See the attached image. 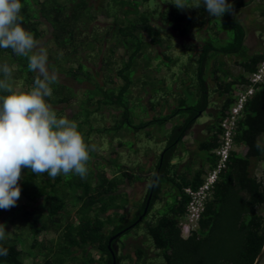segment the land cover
<instances>
[{
	"label": "trees",
	"instance_id": "trees-1",
	"mask_svg": "<svg viewBox=\"0 0 264 264\" xmlns=\"http://www.w3.org/2000/svg\"><path fill=\"white\" fill-rule=\"evenodd\" d=\"M229 2L232 11L220 18L210 17L203 5L188 15L162 0H22V26L38 43L44 40L46 67L57 75L46 103L58 118L78 125L89 160L83 178L75 173L52 178L22 168L18 183L26 203L19 207L20 220L5 221L14 231L0 241L8 249L0 264H112L109 240L130 228L144 207L130 189L147 183L153 187L149 212L158 204L156 212L162 213L146 216L132 232L142 226L152 246L127 247L116 238L110 247L123 252L114 255L116 262L254 263L264 245V82L244 104L233 136L235 150L218 175L198 228L183 237L179 227L189 200L184 189L196 190L216 166L220 123L237 89L249 85V76L264 61V44L251 53L248 28L240 18L250 8L264 20V0ZM192 15L198 17L195 24ZM252 25L264 32V24L254 20ZM173 40L183 41L175 46L186 62L173 55ZM2 63L10 74L0 73V79L14 89L27 90L42 78L28 67V56L10 48L0 49ZM204 115L207 120L199 123ZM93 132L109 136L108 158L93 151ZM132 136L141 138L133 143ZM187 137L194 152L186 148ZM143 140L164 146L142 163L119 160V149L137 154ZM131 207L136 211L132 218ZM23 226L29 238H15ZM42 233L55 238L39 240Z\"/></svg>",
	"mask_w": 264,
	"mask_h": 264
},
{
	"label": "clouds",
	"instance_id": "clouds-1",
	"mask_svg": "<svg viewBox=\"0 0 264 264\" xmlns=\"http://www.w3.org/2000/svg\"><path fill=\"white\" fill-rule=\"evenodd\" d=\"M167 3L181 10L203 5L210 17L220 18L233 9L229 0ZM22 7V0H0V49L10 48L17 55L28 56V67L42 78H36L27 90L14 89L0 79V210L17 204L22 168L35 174L47 172L52 178L69 173L83 178L88 171L89 147L78 125L66 117L58 118L46 103L57 75L54 71L50 74L46 67V50L38 47L33 34L22 26ZM0 73L5 77L10 74L6 63L0 64ZM5 229L6 225L0 223V241L7 235ZM7 255L8 249L0 247V258Z\"/></svg>",
	"mask_w": 264,
	"mask_h": 264
},
{
	"label": "rangeland",
	"instance_id": "rangeland-1",
	"mask_svg": "<svg viewBox=\"0 0 264 264\" xmlns=\"http://www.w3.org/2000/svg\"><path fill=\"white\" fill-rule=\"evenodd\" d=\"M164 2H168V0H162ZM192 3H195L196 0H191ZM170 5H173L171 3H168ZM151 6L153 5L152 3L150 4ZM202 7V5L200 7H190V8H187V9H183L182 12L185 13V14H190L191 15V11L194 10V11H197L200 10V8ZM240 18L243 20V23L244 25L248 28V36H247V40H246V45L247 47L249 48V50L251 51V53L255 52V51H258L260 50V46L263 44V41H260V39L258 38L259 36V28L256 27V25H252V21H257L259 23L264 24V20L261 19L259 16H258V13H253L251 11L250 8H247L245 9L244 11H242L241 13V16ZM191 23L195 24L197 23V20H198V17L197 15H192L191 16ZM99 22H101L102 24L105 23L103 18L100 17L99 19ZM104 25V24H103ZM221 29L223 28V26H219ZM172 46L175 48L173 49L174 53L173 55H178L181 59V63H184L186 62V56H183L182 55V52H180V48L178 49L177 46H175V44L177 43L178 45H180L181 43H183V41H179V40H173L172 41ZM185 44L188 43L189 41H184ZM43 44H44V40H41L39 41L38 43V47H43ZM187 45H185V49ZM188 53V52H187ZM48 69V67H47ZM231 70L234 74H238L240 72V69L238 67H235L232 62H231ZM49 71V69H48ZM50 72V71H49ZM164 73V72H163ZM170 83V80L168 79V86ZM207 120V117L204 115L201 119H199V123H203ZM100 127H102L100 125ZM95 132L92 133V135L90 136V145L93 149V151L95 152V154L99 157V158H108L109 156V153H110V149L112 148V144H111V141H110V138L108 135L104 136H100V137H97V136H94ZM112 134V133H111ZM141 137H133L132 136V142L136 139H140ZM141 141V140H140ZM184 141L186 142V148L191 150L192 152L195 151V145H194V142L192 140L191 137H187L184 139ZM114 146L117 145V142L116 141H113L112 142ZM134 143V142H133ZM113 146V147H114ZM130 146V145H129ZM164 146V143H158V142H154V141H144L142 143L137 144V147L139 148V151L137 152V154L134 153V150H130V152L128 151L127 148H121L119 149V152H120V161L123 162V163H130V164H134V163H142L144 162L143 161V157L147 154H150L152 151H156V152H160V150L162 149V147ZM238 152L244 154L245 150L243 148H240L238 149ZM182 159H184V161L186 162L188 160V155L187 153H183L182 155ZM147 166L150 165V162H151V156H148L147 158ZM19 182V181H18ZM144 193V189H142L141 186H134L130 189V194L132 195V199L134 200H138L139 197H141ZM26 203V201L20 196L18 201H17V204L14 206V207H11L10 210H7V211H1L0 212V223L2 224H5L6 222V219H9V221H16V220H20L21 218V214H22V209L19 208L20 206H24V204ZM159 205L156 204L155 206V210H154V215L157 216L159 214L162 213L161 210H159L158 212H156V210L158 209ZM31 209V208H30ZM28 210V209H27ZM152 213V214H153ZM36 216L37 214L34 213ZM8 216V217H7ZM25 227V229L23 230V232H21L19 235H17V237L15 238H29V232H28V227L26 226H23ZM7 232V235L10 236L12 235V232L14 231L12 225L10 224H6V229H5ZM17 233V232H16ZM137 235H140L142 236V238H137ZM139 236V237H140ZM51 238H55L54 234H40L38 239L41 240V239H51ZM145 242L143 241V239H145ZM126 240H129L128 242H126L127 244V247L130 246V245H140V243L144 242L145 245H147L148 247L149 246H152V241L151 239L146 235V232L144 230V228L141 226L139 227L138 229H136L133 233L131 234H128L126 236H124L123 238H121V241L122 242H125ZM26 242V240H24ZM124 252H127V249L124 250ZM149 255L150 256H153L154 254V249L151 247L149 249ZM97 258V256H96ZM153 261H157L156 259L153 260ZM26 263L28 264V261H26ZM162 261L161 260H158V264H161ZM122 264H129L127 261H124Z\"/></svg>",
	"mask_w": 264,
	"mask_h": 264
},
{
	"label": "built area",
	"instance_id": "built-area-1",
	"mask_svg": "<svg viewBox=\"0 0 264 264\" xmlns=\"http://www.w3.org/2000/svg\"><path fill=\"white\" fill-rule=\"evenodd\" d=\"M249 85L239 87L235 94L236 101L225 113V117L220 123L222 133L220 134V147L214 152L218 158L216 166L207 172L204 182L196 190L184 189V193L189 200L185 209L183 219L179 227L183 237L190 236L197 228L201 214L204 211L205 203L210 199L219 173L226 167L231 151L235 150L233 136L236 124L241 116L244 104L249 96L254 92L256 85L264 82V61L258 66L257 71L249 76Z\"/></svg>",
	"mask_w": 264,
	"mask_h": 264
},
{
	"label": "flooded vegetation",
	"instance_id": "flooded-vegetation-1",
	"mask_svg": "<svg viewBox=\"0 0 264 264\" xmlns=\"http://www.w3.org/2000/svg\"><path fill=\"white\" fill-rule=\"evenodd\" d=\"M260 36H258V38L260 39V41H263V44H264V32H260V34H259ZM262 44V45H263ZM261 45V46H262ZM260 46V47H261ZM137 186V185H136ZM138 186H141L142 187V189H144V193H143V195L141 196V197H139L138 198V200H140L141 201V203H144V207H143V211L141 212V213H139L138 214V220L141 218V221L137 224V225H139L145 218H146V216H149V218L151 217V212H149V210H150V203H151V199H152V196H153V187H151L150 185H149V183H147V184H143V185H138ZM135 201H137V200H135ZM154 207V206H153ZM146 209V214H145V216H143V213H144V210ZM129 210H130V213H131V216H130V218H132V215H134L135 213H136V211L131 207V208H129ZM137 220V221H138ZM137 221H135V222H133L131 225H129L130 227L134 224V223H136ZM136 225V226H137ZM136 226H134L133 228H131V229H129L128 231H126V232H130V234L131 233H133L132 231H133V229L136 227ZM126 232L123 234V235H121L120 237H119V239H118V243H121V238H123L124 236H126ZM140 235H137V238H142V236H140ZM144 240V239H143ZM129 240H126L125 242H123V243H126V242H128ZM143 245H145L143 242L142 243H140V247H142ZM146 246V245H145ZM114 255H116L117 257L118 256H120V254H122L123 252L120 250V248L118 247H114ZM116 256H115V264H122L121 263V261H119V262H116ZM112 264H113V262H112Z\"/></svg>",
	"mask_w": 264,
	"mask_h": 264
},
{
	"label": "water",
	"instance_id": "water-1",
	"mask_svg": "<svg viewBox=\"0 0 264 264\" xmlns=\"http://www.w3.org/2000/svg\"><path fill=\"white\" fill-rule=\"evenodd\" d=\"M145 214H146V209L144 210L143 216H145ZM140 221H141V218H140L136 223H134L130 228H133L134 226H136ZM130 228H128V229H130ZM128 229H125V230H123V231L117 233L116 235H114V236L109 240L108 250H109V252H110V254H111V256H112V262H113V264H115V256H114V252L112 251V249H111V247H110V243H111L114 239L119 238L121 235H123ZM261 257H264V245H263V247H262V249H261L259 255H258L257 258L255 259V261H254L253 264H259V258H261Z\"/></svg>",
	"mask_w": 264,
	"mask_h": 264
},
{
	"label": "snow or ice",
	"instance_id": "snow-or-ice-1",
	"mask_svg": "<svg viewBox=\"0 0 264 264\" xmlns=\"http://www.w3.org/2000/svg\"><path fill=\"white\" fill-rule=\"evenodd\" d=\"M259 264H264V257L259 258Z\"/></svg>",
	"mask_w": 264,
	"mask_h": 264
}]
</instances>
